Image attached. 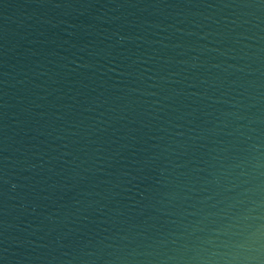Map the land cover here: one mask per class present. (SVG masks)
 <instances>
[{
    "label": "water",
    "instance_id": "water-1",
    "mask_svg": "<svg viewBox=\"0 0 264 264\" xmlns=\"http://www.w3.org/2000/svg\"><path fill=\"white\" fill-rule=\"evenodd\" d=\"M0 264H264V0H0Z\"/></svg>",
    "mask_w": 264,
    "mask_h": 264
}]
</instances>
